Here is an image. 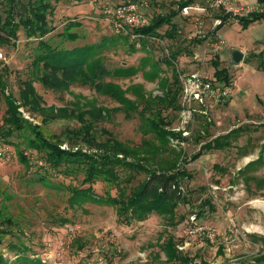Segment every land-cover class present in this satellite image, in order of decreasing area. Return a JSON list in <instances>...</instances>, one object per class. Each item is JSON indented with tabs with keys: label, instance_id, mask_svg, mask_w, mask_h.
<instances>
[{
	"label": "rangeland",
	"instance_id": "obj_1",
	"mask_svg": "<svg viewBox=\"0 0 264 264\" xmlns=\"http://www.w3.org/2000/svg\"><path fill=\"white\" fill-rule=\"evenodd\" d=\"M48 1L52 5L48 18L54 28L45 37H51L53 45L66 47L97 43L96 55L108 69L127 67L131 71L105 78L123 89L139 85L145 94L160 95L159 84L171 81L172 67L178 71L183 84L192 72H197L199 77L213 76L212 61L215 59L220 67L228 69L233 89L225 99H207L203 103L186 100L181 91L180 109L169 108L163 112L170 122L168 127L180 130L181 138L170 140L155 160L159 164L167 163L174 157L172 148L182 149L184 167L189 174L182 182L189 200L176 208L174 223L157 213H150L143 220L121 223L113 205L91 198L78 201L71 198L70 186L88 185L82 183L81 172L64 174L46 168L41 155L33 149L24 150L29 158L27 167L18 159L15 147L0 140V148L4 150L0 154V211L15 221L13 232L6 234L0 244L7 264L256 263L264 255L261 239L264 237V18L243 25L229 16L215 31L216 15L222 12L211 8L198 10V6L205 5V0H192L189 5L193 7L188 8V13L181 9L172 18L176 25L172 36L163 34L169 29L168 24H163L158 29L162 36L153 40L129 34L124 37L106 23L102 7L121 0ZM237 1L249 6L257 0ZM146 2L144 10L150 18L176 7L173 0ZM74 19L79 24L71 31H77L79 37L69 41L59 33L68 20ZM35 42L27 40L20 31L15 44L0 46V70L4 66L9 69L7 90L15 97L18 96L17 76L31 77L30 61ZM231 48L244 53L238 64L231 62ZM168 51L177 54L172 65L166 62ZM34 85L46 106L71 109L94 104L110 109L108 116L96 123L99 140L105 137L100 133L103 128L131 146L158 143L137 113L126 116L119 102L89 85L73 82L65 90L46 88L37 80ZM126 95L136 100L141 108L142 102L137 95L131 90ZM4 110L0 94V123ZM31 119L51 140L64 128L80 125L75 118H57L46 123L39 117ZM235 127L240 130L230 136L227 146L203 150L198 157L192 158L204 142ZM19 139L14 138L15 141ZM68 146L67 141L60 144L62 148ZM78 147L87 148L83 142ZM39 173L48 175L46 184L35 180ZM141 177L142 174L136 175L132 184ZM92 186L98 195L107 191L116 193L113 185L102 180H96ZM193 223L213 227L214 239L198 232L189 233ZM169 235L187 256V261L166 259L161 243ZM14 244H23L27 250L16 253L11 249ZM263 262L264 259L260 263Z\"/></svg>",
	"mask_w": 264,
	"mask_h": 264
},
{
	"label": "trees",
	"instance_id": "obj_2",
	"mask_svg": "<svg viewBox=\"0 0 264 264\" xmlns=\"http://www.w3.org/2000/svg\"><path fill=\"white\" fill-rule=\"evenodd\" d=\"M257 1L263 2L264 0ZM173 2L176 3L175 8L152 16L148 25L135 28L134 32L146 36H162L158 29L163 24H168L169 29L163 34L171 37L172 32L176 30L172 18L192 0H173ZM51 6L48 0H0V46L15 44L20 31L27 40H36L30 61L31 77L17 76V97L7 90L9 69L4 66L0 70V94L5 103L0 123V140L13 145L18 159L27 167H29V158L24 150L33 149L41 155L46 168L59 170L64 174L73 171L81 172L82 183L88 185L86 187L70 186L71 198L76 201L91 198L113 205L118 221L121 223L143 220L150 213H157L170 223H174L177 217L176 208L179 204L189 200L182 188L183 178L189 175L184 167V152L182 149L172 148L175 153L174 157L164 164H159L155 159L157 153L164 149L170 140L181 138V131L169 128L170 122L163 114L164 110L169 108L180 109L179 97L182 83L178 71L172 67L171 81L164 80L159 84L160 95L145 94L139 85L123 89L118 83L105 80L109 75L129 74L131 71L127 67L108 69L102 58L96 55L99 48L97 43H86L73 47L53 45L50 42L51 37H45L54 28L48 18L49 13L52 12ZM229 16L233 15L226 12L217 14L216 18L218 17L220 21L214 30H218ZM233 17L246 25L256 19L264 18V13L251 11L246 15ZM78 24L75 19L68 20L59 33L60 36H64V39L69 41L76 40L79 34L71 29ZM123 36L128 37V34H123ZM168 56L169 59H166V62L172 65L173 58L177 54L171 51ZM212 63L216 78L223 84L231 82L228 69L220 67L218 59L213 60ZM35 80L42 86L53 90H65L73 82L91 86L95 91L119 102V108L126 116H131L133 112L137 113L145 120L147 130L152 133L158 143L131 146L116 139L103 128H100V133L105 137L99 140L96 123L104 120L110 113V109L94 104H87L86 107L75 106L71 109L43 105L41 96L34 85ZM128 90L137 95L142 102L141 108L136 100L126 95ZM76 103L79 102L76 101ZM25 112L28 113V117L25 116ZM33 117H39L44 123L57 118H75L80 125L64 128L62 132L54 135V140H51L42 134L39 126L31 119ZM239 130V127L232 128L204 142L192 158L198 157L203 150L224 148L229 144L230 136L235 135ZM15 137L21 139L15 141ZM64 141L69 142L67 148L60 147ZM80 142L85 143L87 148L78 147ZM141 174L142 177L132 184L136 175ZM48 179V175L40 173L35 176V180L44 184L48 182ZM96 180L113 185L116 193L111 194L109 191L104 195L94 193L92 184ZM207 204L213 208L209 202ZM197 214L199 215V212ZM14 225L13 218L4 216L0 211V244L6 234L13 232ZM261 239L264 248V237L262 236ZM161 248L167 260L187 261V256L181 253L172 236L169 235L161 243ZM11 249L17 251L16 253L25 252L27 246L14 244ZM263 259L264 255L259 257L254 264H264V262L260 263ZM35 260L41 262V259ZM0 264H7V258L1 252Z\"/></svg>",
	"mask_w": 264,
	"mask_h": 264
},
{
	"label": "built area",
	"instance_id": "obj_3",
	"mask_svg": "<svg viewBox=\"0 0 264 264\" xmlns=\"http://www.w3.org/2000/svg\"><path fill=\"white\" fill-rule=\"evenodd\" d=\"M147 4L146 0L119 1L115 4L104 5L101 13L103 14V19L110 25L115 33L129 34L132 37L145 36L148 39L154 40L156 36H146L144 34L134 32L135 28L146 26L150 23L151 18L144 10V7H146ZM257 6L259 7L258 10L256 9ZM192 7V5H186L182 8V10L188 13V8L191 9ZM206 8L220 10L221 12L230 13L233 16H241L246 15L251 11L264 13V1H255L251 5L247 6L239 3L237 0H205L204 6L197 7V9L201 11H205ZM216 20H218L219 23L220 19L218 17ZM232 89V82L223 84L216 78L215 75L208 78L199 77L197 72L189 73L182 84L184 98L188 101L194 100L200 103H203L207 99L215 101L225 99L231 95ZM25 116L28 117V115ZM3 151L4 150L0 148V154H2ZM190 232H198L210 240H213L215 237L214 228L204 224H190L189 233Z\"/></svg>",
	"mask_w": 264,
	"mask_h": 264
},
{
	"label": "water",
	"instance_id": "obj_4",
	"mask_svg": "<svg viewBox=\"0 0 264 264\" xmlns=\"http://www.w3.org/2000/svg\"><path fill=\"white\" fill-rule=\"evenodd\" d=\"M230 56H231V62L233 64H238L242 60L244 53L242 50L238 48H231Z\"/></svg>",
	"mask_w": 264,
	"mask_h": 264
},
{
	"label": "crops",
	"instance_id": "obj_5",
	"mask_svg": "<svg viewBox=\"0 0 264 264\" xmlns=\"http://www.w3.org/2000/svg\"><path fill=\"white\" fill-rule=\"evenodd\" d=\"M148 3V2H147ZM144 9H145V7H144Z\"/></svg>",
	"mask_w": 264,
	"mask_h": 264
}]
</instances>
